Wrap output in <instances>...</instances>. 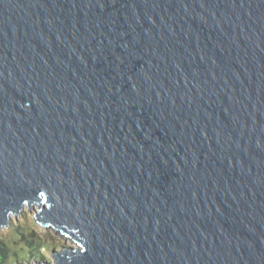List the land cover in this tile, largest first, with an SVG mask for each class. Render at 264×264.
Returning <instances> with one entry per match:
<instances>
[{
	"label": "water",
	"instance_id": "1",
	"mask_svg": "<svg viewBox=\"0 0 264 264\" xmlns=\"http://www.w3.org/2000/svg\"><path fill=\"white\" fill-rule=\"evenodd\" d=\"M25 205L54 264H264V0H0V230Z\"/></svg>",
	"mask_w": 264,
	"mask_h": 264
},
{
	"label": "rangeland",
	"instance_id": "2",
	"mask_svg": "<svg viewBox=\"0 0 264 264\" xmlns=\"http://www.w3.org/2000/svg\"><path fill=\"white\" fill-rule=\"evenodd\" d=\"M39 207H31L25 205L23 208V216L11 214L10 224L7 228L0 230V238H2L10 248V256L2 264H29L36 262H49L54 264L53 256L56 252L61 251L64 246H78L70 237L64 235L54 227H43L36 222L35 214ZM26 233L27 237L39 243L40 249L33 255H30L27 249L26 240L18 236L17 231ZM14 251L19 254H26L27 260H12Z\"/></svg>",
	"mask_w": 264,
	"mask_h": 264
},
{
	"label": "trees",
	"instance_id": "3",
	"mask_svg": "<svg viewBox=\"0 0 264 264\" xmlns=\"http://www.w3.org/2000/svg\"><path fill=\"white\" fill-rule=\"evenodd\" d=\"M18 236L22 237V239L26 240L27 243V249L30 252V255L35 254L39 249V243H37L36 241H34L33 239H30L29 237H27L26 233L22 232V231H17ZM10 248L7 246L6 242L0 238V264L4 263L5 260L10 256ZM12 260H18V259H23V260H27L28 256L25 254H19L17 251H14V256Z\"/></svg>",
	"mask_w": 264,
	"mask_h": 264
}]
</instances>
